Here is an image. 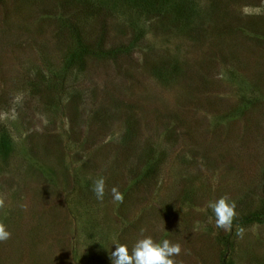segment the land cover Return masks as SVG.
Instances as JSON below:
<instances>
[{"label":"rangeland","instance_id":"374dc122","mask_svg":"<svg viewBox=\"0 0 264 264\" xmlns=\"http://www.w3.org/2000/svg\"><path fill=\"white\" fill-rule=\"evenodd\" d=\"M174 1L139 41L135 4L0 0V264H112L144 236L183 264H264V220H242L264 213V0ZM78 41L135 46L66 69Z\"/></svg>","mask_w":264,"mask_h":264},{"label":"clouds","instance_id":"9594fccd","mask_svg":"<svg viewBox=\"0 0 264 264\" xmlns=\"http://www.w3.org/2000/svg\"><path fill=\"white\" fill-rule=\"evenodd\" d=\"M105 188L106 180L103 176L94 179L92 191L100 201L104 199ZM111 193L115 203L123 202L124 195L117 187H112ZM5 200L6 197L0 194V209L4 208ZM208 207L214 213L215 227L230 232L237 217L236 202L228 195H223L215 201H210ZM144 231L145 229H141L142 233ZM236 234L242 238L244 229L240 228ZM10 238L11 231L3 221H0V242H6ZM115 245V250L110 253L112 264H183L181 260L176 259L182 252L181 245L169 239L157 242L151 236H144L136 241L131 251L125 244Z\"/></svg>","mask_w":264,"mask_h":264},{"label":"trees","instance_id":"16d2710c","mask_svg":"<svg viewBox=\"0 0 264 264\" xmlns=\"http://www.w3.org/2000/svg\"><path fill=\"white\" fill-rule=\"evenodd\" d=\"M102 1L104 3H110L109 1L111 0H99L100 3ZM121 1L124 3H130L132 5L135 4L140 11V15L142 14L144 16V19L141 18L138 19V22H135L137 24L138 33H139L138 34L139 37L136 38L135 40L141 39L144 35H146L149 32L148 28L153 27L159 22V19H161V16L167 7H170V9L176 7L178 13L184 10L181 7V5L176 6L174 0H121ZM209 15L211 16L212 14L209 12ZM72 32L78 34V32H76L75 30V27L72 29ZM135 40L133 41L135 42ZM134 46L135 44L131 43L124 46L123 48L116 46L112 49L111 48L108 49L102 46L100 47L89 46L83 41H78L77 47L74 50H72L68 56L66 62V69L69 68L72 69L74 67H78L79 71H81L86 66L87 63L86 57L88 55L116 58L123 52H129L131 49L134 48ZM159 70L161 71V69ZM12 147H13V142L11 136L8 134L5 128L0 127V154L6 156L7 154L10 153ZM242 220L245 222L261 221L264 220V213L255 212L247 216H244Z\"/></svg>","mask_w":264,"mask_h":264}]
</instances>
